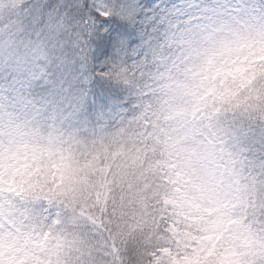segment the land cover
I'll return each mask as SVG.
<instances>
[{
  "label": "clouds",
  "instance_id": "clouds-1",
  "mask_svg": "<svg viewBox=\"0 0 264 264\" xmlns=\"http://www.w3.org/2000/svg\"><path fill=\"white\" fill-rule=\"evenodd\" d=\"M0 264H264V0H0Z\"/></svg>",
  "mask_w": 264,
  "mask_h": 264
}]
</instances>
